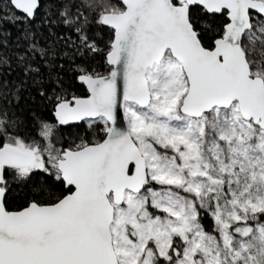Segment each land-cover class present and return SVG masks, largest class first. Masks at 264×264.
Here are the masks:
<instances>
[{
  "label": "snow or ice",
  "instance_id": "6c2138e0",
  "mask_svg": "<svg viewBox=\"0 0 264 264\" xmlns=\"http://www.w3.org/2000/svg\"><path fill=\"white\" fill-rule=\"evenodd\" d=\"M0 264H264V0H0Z\"/></svg>",
  "mask_w": 264,
  "mask_h": 264
}]
</instances>
